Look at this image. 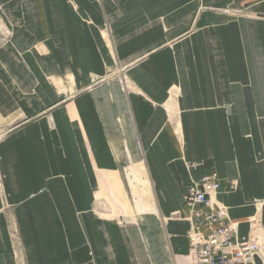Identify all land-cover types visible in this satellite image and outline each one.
Returning <instances> with one entry per match:
<instances>
[{
	"label": "crops",
	"instance_id": "1",
	"mask_svg": "<svg viewBox=\"0 0 264 264\" xmlns=\"http://www.w3.org/2000/svg\"><path fill=\"white\" fill-rule=\"evenodd\" d=\"M0 19V264H191L171 216L212 173L264 242V0H0Z\"/></svg>",
	"mask_w": 264,
	"mask_h": 264
},
{
	"label": "built area",
	"instance_id": "2",
	"mask_svg": "<svg viewBox=\"0 0 264 264\" xmlns=\"http://www.w3.org/2000/svg\"><path fill=\"white\" fill-rule=\"evenodd\" d=\"M1 21L2 19H0V42L5 43L10 33ZM220 185L215 173L204 175L192 183L184 195V212H179L178 219L189 223L186 237L189 243L190 263L250 264L255 256L262 255L261 257L264 258V242L257 237L262 225L260 217L256 214L248 219L249 236L239 239L238 223L230 220L227 207L217 199ZM237 188V181L228 183L229 191H235Z\"/></svg>",
	"mask_w": 264,
	"mask_h": 264
},
{
	"label": "rangeland",
	"instance_id": "3",
	"mask_svg": "<svg viewBox=\"0 0 264 264\" xmlns=\"http://www.w3.org/2000/svg\"><path fill=\"white\" fill-rule=\"evenodd\" d=\"M242 13H243V12L238 13V14L240 15V14H242ZM119 72H120V71H119ZM117 74H118V73H117ZM119 76H120V75H119ZM119 76H118V77H119ZM108 77H109V74H108ZM194 182H196V181H195V180H192V183H194ZM192 183H191L190 185H192ZM188 189H189V187H188ZM187 191H188V190H187ZM179 215H180V214H179V212H178V214H174V215H172L171 218H179Z\"/></svg>",
	"mask_w": 264,
	"mask_h": 264
}]
</instances>
